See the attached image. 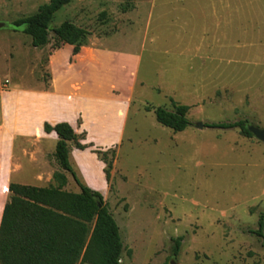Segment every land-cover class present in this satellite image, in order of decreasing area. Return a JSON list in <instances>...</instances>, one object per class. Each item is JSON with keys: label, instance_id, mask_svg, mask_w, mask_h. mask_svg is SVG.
I'll return each mask as SVG.
<instances>
[{"label": "rangeland", "instance_id": "1", "mask_svg": "<svg viewBox=\"0 0 264 264\" xmlns=\"http://www.w3.org/2000/svg\"><path fill=\"white\" fill-rule=\"evenodd\" d=\"M48 2L0 0V91H10L5 103L23 116L20 94L47 88L55 74L84 84L74 93L58 77L52 100L61 103L58 116L83 107L100 143L78 134L103 170L70 151L69 163L113 216L119 263L264 264V227L263 238L255 234L264 220V144L239 128L205 127L242 121L264 128V0H74L53 21L88 33L74 56L70 45L34 48L10 25ZM172 101L189 107L183 132L155 120L154 109L173 110ZM125 102L122 142L101 150ZM57 141L46 140L44 149L54 154ZM35 174L24 166L9 184L57 185L48 174L36 182ZM68 177L63 190L78 193ZM105 184L104 192L95 189ZM8 186L0 184V218Z\"/></svg>", "mask_w": 264, "mask_h": 264}, {"label": "trees", "instance_id": "2", "mask_svg": "<svg viewBox=\"0 0 264 264\" xmlns=\"http://www.w3.org/2000/svg\"><path fill=\"white\" fill-rule=\"evenodd\" d=\"M73 1L49 0L34 14L10 25L14 32L28 36L34 48L53 42L58 48L72 46V55H77L88 33L70 22L53 25L55 14ZM172 105L173 110L154 109L155 120L174 133L183 132L189 125V107L173 101ZM205 127L239 128L241 133L252 137L242 121L208 123ZM44 131L55 132L58 137L53 157L62 173L52 176L56 186L9 184L8 200L0 218V264H120L123 245L113 216L101 194L83 186L69 163L72 144L79 150L90 145L81 144L80 135L65 122L54 126L45 124ZM66 173L79 187L78 193L63 190L67 184ZM105 174L107 177V170ZM98 203L102 204L101 208ZM263 227L261 216L255 232L258 237L263 238ZM180 241L181 238L175 240V254Z\"/></svg>", "mask_w": 264, "mask_h": 264}, {"label": "crops", "instance_id": "3", "mask_svg": "<svg viewBox=\"0 0 264 264\" xmlns=\"http://www.w3.org/2000/svg\"><path fill=\"white\" fill-rule=\"evenodd\" d=\"M104 52L105 51L103 50L101 53L102 56H104ZM48 67L51 68V61L49 62ZM58 77H61L62 82L64 84H68L71 89H75L74 93H81L85 87L84 84H77L79 81L76 80L74 76L72 79H68L64 73L55 74L52 78L51 84L47 88H41L39 90H26L23 91L24 95H22V93L20 94V97L24 96L26 99V110L23 116L22 114L20 116H16L17 107H9L8 103H5L8 98L4 99L3 95L9 96L11 94L9 93L10 91H0L2 102L0 106L1 185L7 187L12 181V175L23 170L24 166L30 167L32 171L36 173V182L44 184V174L49 175L48 182H50L52 179V173L54 170L58 169V165L54 160L53 152L49 149H44V144L46 143V140L49 139L54 141L57 140V137L55 132L46 133L44 131L45 123L49 124L50 126H54L57 123L66 122L70 124L77 135L81 133L86 134V143L93 141L96 145H100L99 142H96L92 139L90 133L91 130L88 128L87 123V113L83 111L85 110L83 107H80L79 105L77 108H74L71 115L58 116L61 105L59 101H55V89L57 88L55 85H57L56 79ZM89 96L90 94L88 97ZM111 97L116 98V96ZM124 104L127 105L125 102L116 109V116L113 120L112 132L105 140L107 146H104L101 148V150L110 149L111 147H114V145L120 144L122 142L124 117L126 114V111L124 110ZM14 108L16 110H14ZM70 153L77 158L78 156H84L87 160L94 162V164H99L100 171L104 169V164L99 162L96 155L91 153L89 150H84L81 152L72 144L70 146ZM65 175L67 180H69V174L66 173ZM106 188L107 184H105L103 187L95 189H98L99 192L102 193L106 190Z\"/></svg>", "mask_w": 264, "mask_h": 264}, {"label": "water", "instance_id": "4", "mask_svg": "<svg viewBox=\"0 0 264 264\" xmlns=\"http://www.w3.org/2000/svg\"><path fill=\"white\" fill-rule=\"evenodd\" d=\"M5 26V23L0 22V28H4ZM197 127L201 129L204 127V125L199 123ZM245 128L254 139L264 144V128H260L254 124H245ZM101 206L102 204L98 203V207L101 208Z\"/></svg>", "mask_w": 264, "mask_h": 264}]
</instances>
